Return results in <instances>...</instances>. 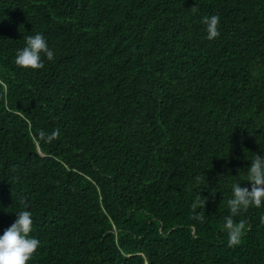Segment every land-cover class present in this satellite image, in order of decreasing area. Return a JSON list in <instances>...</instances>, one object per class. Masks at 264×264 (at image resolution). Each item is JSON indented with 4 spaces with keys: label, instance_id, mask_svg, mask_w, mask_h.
<instances>
[{
    "label": "trees",
    "instance_id": "16d2710c",
    "mask_svg": "<svg viewBox=\"0 0 264 264\" xmlns=\"http://www.w3.org/2000/svg\"><path fill=\"white\" fill-rule=\"evenodd\" d=\"M37 32L54 60L17 66ZM261 148L264 0H0V234L30 210V264H264V207L225 227Z\"/></svg>",
    "mask_w": 264,
    "mask_h": 264
},
{
    "label": "clouds",
    "instance_id": "9594fccd",
    "mask_svg": "<svg viewBox=\"0 0 264 264\" xmlns=\"http://www.w3.org/2000/svg\"><path fill=\"white\" fill-rule=\"evenodd\" d=\"M203 23L206 27L207 38L214 39L220 35L218 15L205 16ZM25 44L17 50L15 64L24 69H43L45 58L52 61L55 52L50 47L43 33L24 36ZM251 165L246 169L249 186L233 183L232 196L228 200L231 215L225 218V227L229 230V246L239 242V229L234 226L232 217L246 211L249 207H264V149L255 152L250 159ZM196 198L193 207L200 204L205 206L206 200ZM16 220L0 234V264H30L41 246V241L33 235L34 219L30 210L15 213ZM203 220V216H199ZM264 219V218H262Z\"/></svg>",
    "mask_w": 264,
    "mask_h": 264
}]
</instances>
